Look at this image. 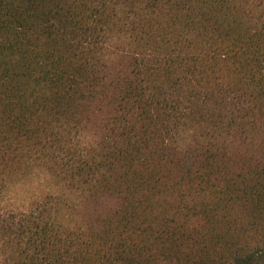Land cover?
I'll return each mask as SVG.
<instances>
[{
  "label": "trees",
  "instance_id": "trees-1",
  "mask_svg": "<svg viewBox=\"0 0 264 264\" xmlns=\"http://www.w3.org/2000/svg\"><path fill=\"white\" fill-rule=\"evenodd\" d=\"M0 264H264V0H0Z\"/></svg>",
  "mask_w": 264,
  "mask_h": 264
},
{
  "label": "rangeland",
  "instance_id": "rangeland-1",
  "mask_svg": "<svg viewBox=\"0 0 264 264\" xmlns=\"http://www.w3.org/2000/svg\"><path fill=\"white\" fill-rule=\"evenodd\" d=\"M49 180V176L45 173L38 170L35 171L27 181L14 183L17 185L11 187L4 205L13 210H21L26 208L35 198L46 193H64L60 185L57 186L55 183H50Z\"/></svg>",
  "mask_w": 264,
  "mask_h": 264
}]
</instances>
